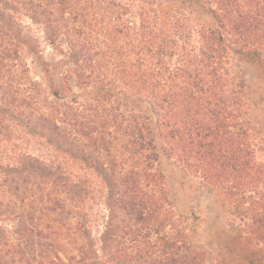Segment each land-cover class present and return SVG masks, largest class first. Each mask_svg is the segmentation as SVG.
<instances>
[{
    "label": "trees",
    "instance_id": "16d2710c",
    "mask_svg": "<svg viewBox=\"0 0 264 264\" xmlns=\"http://www.w3.org/2000/svg\"><path fill=\"white\" fill-rule=\"evenodd\" d=\"M7 1L64 36V87L97 98L39 91L0 37V107L100 171L108 214L96 238L88 180L0 161V213L22 227L0 235V264H264V134L244 74L264 80V0ZM164 156L220 195L209 250L200 214L176 213Z\"/></svg>",
    "mask_w": 264,
    "mask_h": 264
},
{
    "label": "rangeland",
    "instance_id": "374dc122",
    "mask_svg": "<svg viewBox=\"0 0 264 264\" xmlns=\"http://www.w3.org/2000/svg\"><path fill=\"white\" fill-rule=\"evenodd\" d=\"M0 37L4 42H11L18 47L19 59L26 65L27 74L39 91L51 95L55 100L57 90L61 95L81 101L97 98L95 92L79 89L73 78L68 79L70 89L64 87L65 75L73 67L64 36L46 28L36 16L19 10L7 0H0ZM244 74L251 88L249 99L254 104L251 119L264 134V80L257 78L250 67H247ZM128 106L133 105L128 103ZM0 119L3 120L0 130L1 163L16 165L25 158L39 157L54 168H62L63 172L72 173L80 180H88L92 196L86 201V206L89 208L87 210H93L92 214L96 215L91 231L98 238L104 230L108 214L106 183L100 171L65 152L57 143L51 144L50 139L30 127L21 125L15 116L3 111L1 107ZM263 150L258 151L260 156L264 154ZM159 168L172 189L170 197L176 213L189 219L192 209L202 217L199 226L194 227L192 221L189 224L195 245L208 249V241L213 229H218V216L222 214L219 193L174 159L162 157ZM68 176L72 178V175ZM4 233L13 241L21 238V221L17 216L0 213V235Z\"/></svg>",
    "mask_w": 264,
    "mask_h": 264
}]
</instances>
